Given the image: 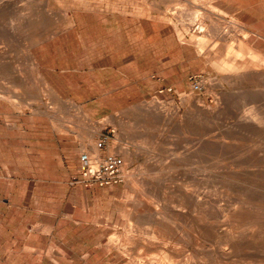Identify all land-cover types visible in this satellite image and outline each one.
Segmentation results:
<instances>
[{
    "label": "rangeland",
    "instance_id": "obj_1",
    "mask_svg": "<svg viewBox=\"0 0 264 264\" xmlns=\"http://www.w3.org/2000/svg\"><path fill=\"white\" fill-rule=\"evenodd\" d=\"M91 1L97 4L83 7L78 0H0V48L6 49V55L15 66L12 69L18 70L16 77L0 71V89H9L15 96L14 100H0V264H28L29 255L35 252L41 258L46 257L42 264H134L136 260L137 264H148V260L150 264H154L150 261L160 264L165 260L161 264H214L217 260L216 264H242L245 259L243 264H263L264 209L258 208L264 207V81L258 78L229 81L212 63L198 55L196 46L181 44L171 24L144 17L145 13L158 16L157 8L166 11L177 1L187 3L186 13L190 16L193 11L190 9L199 7L203 0H195V5L192 0ZM211 1L223 11V15L215 16L224 27L228 43L237 48L245 34L251 46L264 52V0ZM70 18L75 20L73 24H68ZM230 19L237 22L235 27H229ZM230 31L233 32L230 34ZM207 38L208 46L216 44L209 36ZM29 50L33 58L27 56ZM194 78L201 82V90L193 89ZM4 79L10 80L8 84L12 85L8 87ZM36 94L39 99L34 97ZM241 96L244 103L238 100ZM150 105L162 108L166 119L159 120L157 108H149ZM212 109L216 110L215 114ZM251 113L256 117L257 132L237 133L234 127ZM103 134L109 135V140L99 147V157H120L123 180L93 187L75 182L80 172L81 152L91 154V139L98 144ZM207 139L221 142L217 148L205 150L203 145ZM201 148V154H206L203 160L190 155ZM252 151H257L260 158H252ZM215 158L221 159L223 164L234 163L236 170L247 175L236 176L237 185L229 188L226 169L219 170L215 180L210 175L212 172L207 166L216 162ZM151 164L156 167L154 170ZM198 178L202 180L199 191L221 197L219 200L224 207L230 199L238 208L244 199L254 203L250 211L256 210L252 215L259 224L247 225L250 227H247L248 233L243 230L246 225L237 221L236 230H231L242 242L244 237L256 233L251 238H257L256 241L263 245L260 253L241 250L233 258L224 255H221L222 261L217 258L222 250H228L225 244L230 224L225 215L205 214L201 207L189 201L187 195L199 185ZM254 192L258 198L254 197ZM139 204L143 207L137 208ZM142 209L148 213L143 215ZM253 213H258L259 217ZM156 214L162 217L157 216L155 220ZM147 215L150 219L144 220ZM159 234L163 236L160 239ZM110 240L117 242L116 245L111 247ZM128 241L131 247H127ZM154 243L165 249L157 250L159 247ZM141 245L145 248H140ZM151 245L153 248L149 247ZM210 245L214 248L209 249ZM136 247L141 249L139 253L135 252ZM166 255H169L168 260ZM210 255L217 260H211ZM247 257L259 258L254 262ZM157 258L162 261L158 262ZM233 259L237 262L232 263Z\"/></svg>",
    "mask_w": 264,
    "mask_h": 264
},
{
    "label": "bare ground",
    "instance_id": "obj_2",
    "mask_svg": "<svg viewBox=\"0 0 264 264\" xmlns=\"http://www.w3.org/2000/svg\"><path fill=\"white\" fill-rule=\"evenodd\" d=\"M58 1V0H57ZM120 1V0H119ZM140 1H142V0H140ZM153 1V0H152ZM191 1V0H190ZM195 0H192V3L194 2ZM105 3L104 2V0H100V3ZM116 2V1H115ZM123 2V1H122ZM137 2H139V0H137ZM145 2V1H144ZM78 3L80 4V5H82L83 7L85 6H89V5H92L93 3H95V4H97V2H93V1H91V0H78ZM120 3V2H119ZM128 3V2H127ZM129 3H131V2H129ZM133 3V2H132ZM141 3H143V1L141 2ZM121 4H124V3H121ZM156 4V3H155ZM158 4V3H157ZM157 4H156V6H157ZM187 4V3H186ZM186 4L185 3H183V1H177L176 2V5L175 6H168V9L166 10V11H164L163 9H162V11H160L155 5H153V6H155V8H157V10H156V12L158 13V16H155V15H153V14H147V13H145L144 15V17H146L147 19H150V20H152V21H156V20H159V21H166V22H168L169 24H171V26H172V28H173V30H174V34H175V36H176V38H177V40L181 43V44H183V45H188V46H196V50L198 51V55L199 56H203L205 59H206V61L208 62V63H212L215 67H216V69L218 70V71H220L223 75H224V77L226 78V79H229V81H236V80H239V81H243V80H245V79H249V78H258V79H260V80H262V81H264V52L263 51H261V50H258L257 48H255V47H253V46H251L248 42H247V40H246V35L244 34V35H242L243 37H242V39L240 40V43H239V45H238V47L237 48H235V46L232 44V43H228V39L226 38V36H225V32L223 31L224 30V27H222L223 25H221V23H219V22H217L216 21V14H218V15H223V11H221L220 9H219V7H217V6H215L213 3H212V1L211 0H203V2H202V4L201 5H199V7H196V8H191L190 9V6H188L189 7V9L190 10H193L192 12L190 11V16H188L187 15V13H186ZM194 4V3H193ZM196 4H197V2H196ZM198 4H200V3H198ZM47 5H48V2H47ZM133 5H135V4H133ZM151 3H150V7H151ZM195 5V4H194ZM142 6V5H141ZM4 7V6H3ZM7 7V6H6ZM39 7V6H38ZM45 7H46V5H45ZM102 7V6H101ZM192 7H193V5H192ZM2 8V7H1ZM129 8H132V7H130L129 6ZM142 8V7H141ZM152 8V10H154ZM5 9V8H4ZM203 9V10H202ZM37 10H39V9H37ZM36 10V11H37ZM3 11V10H2ZM1 11V12H2ZM141 11V10H140ZM22 12V11H21ZM189 12V11H188ZM5 13V12H4ZM3 13V14H4ZM39 13V12H38ZM48 14V13H47ZM23 16V15H22ZM226 16V15H225ZM45 17V16H44ZM49 17H51V16H49ZM44 19V18H43ZM221 20V19H220ZM231 21H230V23H229V27H235V25L237 24V22L235 21V19H230ZM40 21V20H39ZM44 21V20H43ZM51 21V20H50ZM49 21V22H50ZM53 22V21H52ZM75 22V20L74 19H69V21H68V24H73ZM222 23H224V22H222ZM46 24V23H45ZM244 24V23H243ZM43 25V24H42ZM39 26H40V24H39ZM224 26H226L225 24H224ZM241 26V25H240ZM14 27V26H13ZM41 27V26H40ZM42 28V27H41ZM53 28H55V27H53ZM13 29V28H12ZM37 29H38V27H37ZM226 29V28H225ZM234 29V28H233ZM237 29V28H236ZM46 30V29H45ZM50 30H51V28H50ZM235 30V29H234ZM233 30V31H234ZM240 30H241V27H240ZM47 31V30H46ZM233 31H230V34H231V32H233ZM238 31H239V29H238ZM242 32H243V30H242ZM245 33V32H244ZM44 34V33H43ZM238 35H240V34H238ZM210 37L211 39H213L215 42H216V44H214V45H212L211 47L210 46H208L207 45V42H206V40L208 39V41H209V38H207V37ZM232 36V35H231ZM234 36H236V35H234ZM241 36V35H240ZM239 36V37H240ZM37 38V37H36ZM232 38V37H231ZM210 39V40H211ZM238 39V38H237ZM9 40V39H8ZM11 40V39H10ZM37 41V40H36ZM232 41V40H231ZM234 41V40H233ZM236 41V40H235ZM237 41H239V39L237 40ZM8 42V41H7ZM9 42H11V41H9ZM8 42V43H9ZM213 42V41H212ZM12 43V42H11ZM10 43V44H11ZM236 44H237V42H236ZM8 45V44H7ZM6 45V46H7ZM12 45V44H11ZM193 46V47H194ZM237 46V45H236ZM9 47H10V45H9ZM9 47H7V48H9ZM13 47V46H12ZM12 47H11V49H12ZM10 50V49H9ZM211 51V52H210ZM211 53H213L214 55L213 56H211ZM26 54V53H25ZM9 55V54H8ZM27 56L29 57V58H33V55H32V52L29 50L28 51V53H27ZM13 60H14V58H12ZM11 59V60H12ZM35 59V58H34ZM204 59V60H205ZM12 62H14V61H12ZM34 63V62H33ZM207 63V64H208ZM35 64V63H34ZM12 63H11V61H10V59H9V57L6 55V49L4 48V49H2V48H0V71H5V72H7V73H9L10 75H11V77L13 76V77H16L17 75H16V71L18 72V70H15V69H12ZM33 66V65H32ZM13 67H15V66H13ZM37 69V68H36ZM21 72V71H20ZM19 72V73H20ZM18 73V74H19ZM22 74V73H21ZM3 75V74H2ZM6 76V75H5ZM8 76V75H7ZM19 76V75H18ZM2 77V76H1ZM23 77V76H22ZM8 78H10V76L8 77ZM11 79V78H10ZM13 79V78H12ZM21 79V78H20ZM26 79V78H25ZM18 80V79H17ZM16 80V81H17ZM220 80H221V78H220ZM223 80V79H222ZM10 80H8V82H9ZM12 81V80H11ZM3 82H6L5 81V79H4V81ZM8 82H6V84H7V86L9 85L8 84ZM21 81L20 80H18V83H20ZM22 82H25V81H22ZM36 82V81H35ZM225 82V81H224ZM5 84V83H4ZM22 84H24V83H22ZM37 84V83H36ZM12 84H10L9 86H11ZM30 85V84H29ZM38 85V84H37ZM242 84L240 83V86H241ZM5 86V85H4ZM6 86V87H7ZM8 86V87H9ZM14 86V85H13ZM27 86V85H26ZM39 86V85H38ZM47 86V85H46ZM229 86H231V84L229 85ZM34 87V86H33ZM37 87V86H36ZM249 87V86H248ZM12 89H13V87H11ZM14 88H15V86H14ZM18 88V87H17ZM16 88V89H17ZM238 88V87H237ZM6 89V88H5ZM35 89V88H34ZM39 89V88H38ZM49 89H51V88H49ZM244 89H246V88H244ZM263 89V88H262ZM261 89V90H262ZM9 89H7V91H5V90H1L0 89V100H14L15 98V96L13 97V95L8 91ZM18 90H20L19 88H18ZM17 90V91H18ZM33 90V89H32ZM40 90L41 89H39L38 91L40 92ZM240 90H241V88H240ZM12 91V90H11ZM16 91V92H17ZM23 91V90H22ZM22 91H19V92H22ZM238 91V90H237ZM253 91V90H252ZM13 93H14V91H12ZM48 92H50V90H48ZM246 92H247V90H246ZM224 93V92H223ZM229 93V92H228ZM242 93V92H241ZM16 94V93H15ZM22 94H24V91H23V93ZM27 94H29V93H27ZM19 96H20V93L18 94ZM223 95H225V94H223ZM227 95V94H226ZM216 96V95H215ZM229 96V95H228ZM232 96V95H231ZM250 96V95H249ZM253 97L255 96V95H252ZM34 97H36L37 99H39V95L38 94H36ZM56 97V96H55ZM220 97V96H219ZM244 97H245V95L243 96V99H244ZM252 97V98H253ZM21 98V97H20ZM27 98H29V97H27ZM26 98V99H27ZM35 98V99H36ZM240 98H242V96L241 97H239L238 98V100H239V102L241 101L240 100ZM252 98H250L249 97V99H252ZM30 99V98H29ZM36 99V100H37ZM54 99V98H53ZM225 99V98H224ZM226 99H228V98H226ZM246 99H248V98H246ZM253 99H255V101H257L256 100V98L254 97ZM17 100V99H16ZM19 100H21V99H19ZM56 100V99H55ZM196 100V99H195ZM247 101H249V102H247V103H250L251 101L250 100H247ZM14 102V101H13ZM241 102H243V101H241ZM244 103V102H243ZM242 103V104H243ZM246 103V102H245ZM253 103V102H252ZM259 103V102H258ZM251 104V103H250ZM261 104V103H260ZM162 105V104H161ZM200 105V104H199ZM239 105H240V103H239ZM246 105V104H245ZM249 105V104H248ZM254 105V104H253ZM160 106V105H159ZM247 106V105H246ZM251 106V105H250ZM79 108H80V110H81V107L80 106H78ZM163 107H164V105H163ZM177 107V106H176ZM220 107V106H219ZM149 108H157L156 110H157V114H158V119L159 118H161V119H163V118H165L166 119V115L163 113V110H161L162 108H160V107H158V106H156V105H150V107ZM166 108V107H165ZM195 108V107H194ZM218 108V107H217ZM159 109V110H158ZM178 109V108H177ZM215 109V108H214ZM214 109H212L213 110V114H215V112L214 111H216V110H214ZM249 109H251V108H249ZM146 110V109H145ZM155 110V109H154ZM153 110V111H154ZM205 110V109H204ZM77 111V110H76ZM172 111V110H171ZM195 111H196V109H195ZM194 111V112H195ZM258 111V110H257ZM78 112V111H77ZM83 112V111H82ZM200 112V111H199ZM253 112H254V110H253ZM84 113V112H83ZM86 113V112H85ZM169 113V112H168ZM173 113V112H172ZM202 113V112H201ZM263 113V112H262ZM144 114V113H143ZM147 114V113H146ZM174 114V113H173ZM172 114V115H173ZM212 114V115H213ZM177 115V114H176ZM175 115V116H176ZM169 116V115H168ZM167 116V117H168ZM170 116H171V114H170ZM174 116V115H173ZM209 116H211V115H209ZM222 116V115H221ZM259 116V115H258ZM257 116V117H258ZM7 117V116H6ZM11 117V116H10ZM88 117V116H87ZM150 116H148V118H149ZM195 117H196V115H195ZM198 117H199V115H198ZM197 117V118H198ZM213 117V116H212ZM214 117H216V116H214ZM219 116H217V118H218ZM262 117V116H261ZM5 118V117H4ZM204 118V117H203ZM145 119V118H144ZM154 119V118H153ZM157 119V120H158ZM161 119H159V120H161ZM170 119H172V118H170ZM200 119H202V118H200ZM151 120V119H150ZM205 120V119H204ZM14 121V120H13ZM146 121H149L148 119L146 120ZM208 121V120H207ZM259 121V120H258ZM213 122H214V120H213ZM238 122V121H237ZM122 123V122H121ZM199 123H201V122H199ZM204 123V122H203ZM14 124V123H13ZM101 124H103L102 122H101ZM210 124H211V122H210ZM230 125V124H229ZM256 125H257V122H256V117L254 116V115H252V113H251V115L249 116V117H247V118H245L244 120H242V121H240L235 127H234V130L237 132V133H239V134H242V135H245V134H249V133H255V132H257V127H256ZM262 125H264V124H262ZM12 126H16V125H12ZM261 126V125H260ZM230 127V126H229ZM71 129V128H70ZM73 129V128H72ZM125 129V128H124ZM127 129V128H126ZM227 129V128H226ZM228 129H230V128H228ZM258 130H259V128H258ZM228 130H226V132H227ZM92 132V131H91ZM94 133H96L95 131H93ZM225 132V133H226ZM262 132V131H261ZM230 133V132H229ZM228 134V133H227ZM92 135V134H91ZM95 135V134H94ZM135 135V134H134ZM217 135V134H216ZM224 136V135H223ZM219 137V136H218ZM225 138L226 137H228V136H224ZM89 138H92V136L91 137H89ZM242 139V138H241ZM229 140H231V139H228V141ZM235 140V139H234ZM220 142L221 141H219V139H207L206 140V145L204 146L203 145V147H206L205 148V150H207V149H214V148H217L218 147V145L220 144ZM90 143L92 144V151H91V154L93 155L92 157L93 158H98L99 156H100V150H99V146H98V144H97V142H95V140H94V138H92L91 139V141H90ZM204 143V144H205ZM225 143V142H224ZM231 143V142H230ZM236 144V143H235ZM234 144V145H235ZM231 145H233V144H231ZM220 146H222V144L220 145ZM220 148V147H219ZM226 148V147H225ZM84 149H86V148H84ZM113 149V148H112ZM138 149V148H137ZM221 149V148H220ZM238 149H239V147H238ZM248 149V148H247ZM246 149V150H247ZM250 149V148H249ZM203 149L201 148V149H196V150H194V151H192V152H190V155L191 156H194V157H197V159H200L201 160V158H202V160H203V157L202 156H204V157H206V154L205 153H202L201 154V151H202ZM231 150V149H230ZM240 150V149H239ZM242 150V149H241ZM264 150V149H263ZM129 151V150H128ZM216 151V150H215ZM218 152H219V150H217ZM227 151V150H226ZM236 151H237V149H236ZM235 151V152H236ZM248 151V150H247ZM211 152V151H210ZM250 150H249V154H250ZM237 153V152H236ZM261 153V152H260ZM135 154V153H134ZM238 154V153H237ZM217 155H218V153H217ZM216 155V156H217ZM135 156V155H134ZM210 156V155H209ZM213 156V155H212ZM252 158L253 157H256V158H260V156H259V153L256 151H252V153H251V155H250ZM208 157V156H207ZM221 157V156H220ZM232 157V156H231ZM250 157V158H251ZM103 158V157H102ZM209 158V157H208ZM212 158V157H211ZM218 158V157H217ZM217 158H215V159H217ZM221 158H223V157H221ZM251 158V159H252ZM206 159V158H205ZM214 159V160H215ZM126 160H127V158H126ZM147 160H148V158H147ZM209 160V159H208ZM207 160V161H208ZM212 160V159H211ZM221 160V159H220ZM219 159H217L216 160V162H214L213 164H211V165H208L207 167H209V169L211 170V174L210 175H213V177L215 176V177H217L216 175H217V172L220 170V172H221V169H226V173H227V177L228 178H226L227 179V183H228V185L230 186L229 188H233V187H235V185H237V183L238 182H236L237 180L235 179V177L236 176H241V175H243V176H246L247 175V173L246 172H244V171H239V170H236L235 168H234V166L235 165H233L234 163H229V164H223V162L222 161H220ZM250 160V159H249ZM253 160V159H252ZM260 160V159H259ZM261 160H262V158H261ZM243 163V162H242ZM256 163V162H255ZM209 164V163H208ZM154 164H151V168L153 169L154 168V166H153ZM256 165V164H255ZM146 166H149L148 164L146 165ZM260 166H262V165H260ZM236 167V166H235ZM146 168V167H145ZM156 168V167H155ZM154 168V169H155ZM158 168L159 167H157V170H158ZM256 168V167H255ZM153 169V170H154ZM160 169V168H159ZM242 169H244V168H242ZM143 171H145V170H143ZM153 172V171H152ZM264 172V171H263ZM141 173H142V171H141ZM145 172H143V174H144ZM219 173V172H218ZM258 173V172H257ZM159 174V173H158ZM205 175V174H204ZM262 175V174H261ZM131 176V175H130ZM202 176H203V174H202ZM224 176V175H223ZM222 176V177H223ZM239 176V177H240ZM252 176V175H251ZM214 177V180L216 179ZM155 178V177H154ZM209 178V177H208ZM219 178V177H218ZM221 178V177H220ZM225 178V177H224ZM238 178V177H237ZM264 178V177H263ZM203 179H205V178H203ZM210 179V178H209ZM239 179V178H238ZM133 181L134 180H136V179H132ZM219 180V179H218ZM253 180V179H252ZM131 181V180H130ZM132 181V182H133ZM202 180H200L199 178H198V186L194 189V190H192V191H190L189 193H188V199H189V201L191 202V203H193L194 205H196V206H198V207H201L206 213L205 214H208V213H211V212H214V213H216L217 215H221V214H223V215H225L226 216V218L229 220V224H230V231H228L229 232V235H228V243L227 244H225L226 246H228V250L227 251H225V250H222L220 247H221V245H220V247H219V244H218V247L223 251H219L221 254H220V257H219V255L217 254V258H221V255H224L223 257H225V256H227V258H233L234 257V255H236V253L237 252H241V250H244L245 251V253H246V250H247V252L249 251V250H251L252 249V251L254 250V252H259L260 253V251H262V248H263V245L260 243V241H256L257 240V238H256V240L254 239V240H252L253 238H251V237H255V235H256V233L254 234V236L252 235L253 233L252 232H254L255 230H253L252 232H251V237L249 236H247V237H244V239H245V241H239L237 238H236V233H233L232 232V230L231 229H235L234 228V226H235V223L237 222V221H240V223L241 224H244L243 226L245 227V225H246V229H243V230H246L248 233H249V231L247 230V225H250L251 227H254V225H257V224H259L258 223V221H256L257 220V218L256 217H254L253 215H252V212H256V210L255 211H250L254 206H253V204L252 203H249L247 200H245L244 199V201H243V199H242V201H243V204H242V206H239V208L237 207V206H235L233 203H231V199H230V203L228 204V205H226L225 207L222 205V203H220L221 201V197L220 198H218V197H215L214 195H211V194H213V193H211L210 195H207L205 192H203V190L202 191H199V188H200V182H201ZM226 181V180H225ZM225 181H224V183H225ZM136 182V181H135ZM141 182L143 183V181L141 180ZM194 182V181H193ZM209 181L207 180V182L206 183H208ZM248 182V181H247ZM247 182H245L246 184L245 185H247ZM260 182H261V180H260ZM130 183V182H129ZM137 183H138V181H137ZM137 183H136V185H137ZM189 183H190V181H189ZM203 183H205V182H203ZM227 183H225V184H227ZM251 183H252V181H251ZM132 184V183H131ZM135 184V183H134ZM191 184V183H190ZM221 184V183H220ZM223 184V183H222ZM240 184V183H239ZM238 184V185H239ZM249 184V183H248ZM257 184V183H256ZM194 185H196V184H194ZM250 185V184H249ZM132 186V185H131ZM218 185H216V187H217ZM221 186V185H220ZM241 186V185H240ZM239 186V187H240ZM258 186V185H257ZM264 186V185H263ZM130 187V186H129ZM134 187V186H133ZM209 187H211L212 188V184H211V186H209ZM244 187V186H243ZM251 187V186H250ZM250 187H249V189H250ZM258 187H261V186H258ZM136 188V187H135ZM135 188H134V190H135ZM140 187H138V189H139ZM208 188V187H207ZM214 188V187H213ZM219 188V187H218ZM221 188V187H220ZM236 188H237V186H236ZM241 188V187H240ZM239 188V190L241 191V189L243 190V188H241L240 189ZM146 189V188H145ZM156 189V188H155ZM155 189H154V191H155ZM182 189V188H181ZM223 189V188H222ZM222 189H220V190H222ZM246 189V188H245ZM262 190H263V187L261 188ZM130 190V189H129ZM129 190H128V192H129ZM140 190V189H139ZM227 190V189H226ZM247 190H248V188H247ZM136 191V190H135ZM141 191V190H140ZM154 191H153V193H154ZM185 191V190H184ZM183 192V191H182ZM181 192V193H182ZM221 192V191H220ZM229 192V191H228ZM237 192V191H236ZM239 192V191H238ZM237 192V193H238ZM243 193H244V190L242 191ZM246 192V191H245ZM252 192V191H251ZM132 193V192H131ZM145 193V192H144ZM143 193V194H144ZM149 193H150V191H149ZM152 193V194H153ZM236 193V194H237ZM249 193V192H248ZM257 193V192H256ZM255 192L254 193H252V194H256ZM143 194H142V196H143ZM147 194V193H146ZM155 194V193H154ZM153 194V195H154ZM216 194V193H215ZM231 194V193H230ZM245 194V193H244ZM259 194V193H258ZM264 194V193H263ZM141 195V194H140ZM145 195V194H144ZM156 195V194H155ZM181 195V194H180ZM179 195V196H180ZM246 195V194H245ZM248 195H250V194H248ZM142 196H141V199H142ZM148 196H151V195H148ZM160 196V195H159ZM179 196H177V198L178 199H180L179 198ZM186 196V197H187ZM214 196V197H213ZM251 197H253L252 195H250ZM250 196H248L249 197V199H250ZM257 195H255L254 197H256ZM264 196V195H263ZM139 197V196H138ZM144 197V196H143ZM152 197V196H151ZM174 197V196H173ZM236 197V196H235ZM145 198V197H144ZM241 198V197H240ZM256 198H258V196L256 197ZM264 198V197H263ZM140 199V200H141ZM153 199V198H152ZM152 199H150V200H152ZM181 199H183V197L181 198ZM180 199V200H181ZM220 199V200H219ZM255 199V198H254ZM253 199V200H254ZM130 200V199H129ZM144 200V199H143ZM146 200V199H145ZM174 200V199H173ZM172 200V201H173ZM179 200V201H180ZM184 200V199H183ZM182 200V201H183ZM252 200V199H251ZM262 200V199H261ZM135 201V200H134ZM147 202H148V199L146 200ZM169 201H170V199H169ZM168 201V202H169ZM182 201H180V202H182ZM136 202V201H135ZM139 202H141V201H139ZM146 202V203H147ZM156 202V201H155ZM159 202V201H158ZM167 202V203H168ZM264 202V201H263ZM262 202V203H263ZM143 203V202H142ZM151 203H153V202H151ZM173 203V202H172ZM148 204V203H147ZM149 204H150V202H149ZM156 204H157V202H156ZM159 204H160V202L158 203V207H159ZM183 204H185V203H183ZM239 204V203H238ZM255 204H256V202H255ZM264 204V203H263ZM133 205V204H132ZM134 205H136V203L134 204ZM150 205H152V204H150ZM173 205H174V203H173ZM176 205V204H175ZM225 205V204H224ZM259 205H260V203H259ZM139 207H143L142 206V204H139V206L137 205V208H139ZM152 207H153V205H152ZM154 207H156L155 205H154ZM134 207L132 206V208L131 209H133ZM157 208V207H156ZM156 208H155V210H156ZM160 208V207H159ZM177 208V207H176ZM184 208V207H183ZM147 209H150L149 207H147ZM257 209V208H256ZM258 209H264V207L262 208V207H259ZM135 210V208L133 209V211ZM151 210H152V208H151ZM151 210H149V211H151ZM177 210V209H176ZM180 210V209H179ZM139 211H141V210H139ZM142 211H144L143 212V215H144V213H148V212H145V210H143L142 209ZM178 211V210H177ZM194 211V210H193ZM210 211V212H209ZM259 211V210H258ZM263 211V210H262ZM262 211H261V213H262ZM135 212V211H134ZM153 212L154 211H152V214H153ZM158 212H159V209H158ZM201 212V211H200ZM203 212V211H202ZM202 212H201V215H202ZM136 213V212H135ZM142 213V212H141ZM154 213H156V211L154 212ZM161 213V212H160ZM159 213V214H160ZM180 213V212H179ZM195 213V212H194ZM138 214V213H137ZM178 214V213H177ZM253 214H255V213H253ZM262 214H264V212L262 213ZM262 214H259V215H262ZM140 215V214H139ZM138 215V216H139ZM142 215V216H143ZM148 215H150V214H148ZM148 215H147V217H146V219H144V220H148V219H150V218H148ZM258 215V213H256L255 214V216H257ZM153 216V215H152ZM158 216V214H156V216H154V219H155V217H157ZM193 216V215H192ZM140 217V216H139ZM138 217V220L140 219H142L141 217L139 218ZM151 217V216H150ZM158 217H162V216H158ZM157 217V218H158ZM167 217V216H166ZM174 217V216H173ZM194 217V216H193ZM203 218H205V219H207V217H206V215H203L202 216ZM224 217V216H223ZM257 217H259V216H257ZM261 217V216H260ZM130 218V217H129ZM148 218V219H147ZM153 218V217H152ZM151 218V219H152ZM180 218V217H179ZM203 218H200V216H199V219H203ZM135 219H137V218H135ZM154 219H152L153 220V222L156 224V222L154 221ZM160 219V218H159ZM162 219V218H161ZM221 219V218H220ZM219 219V220H220ZM263 220H264V218H262ZM156 220V219H155ZM173 220H175V219H173ZM218 220V221H219ZM225 220V219H224ZM164 221V220H163ZM214 221V220H213ZM223 221V220H222ZM227 221V220H226ZM147 222V221H146ZM152 222V223H153ZM158 222V221H157ZM159 222H160V220H159ZM158 222V223H159ZM162 222V221H161ZM166 221H164V223H165ZM170 222H171V220H170ZM175 222V221H174ZM207 222H209V221H207ZM216 222V221H215ZM220 222V221H219ZM263 222V221H262ZM144 223V222H143ZM154 223H153V225H154ZM177 223V222H176ZM210 223H212V221H210ZM214 223V222H213ZM228 223V222H227ZM148 224V223H147ZM152 225V224H151ZM161 225V224H160ZM165 225H167V224H165ZM177 225H179L178 223H177ZM220 225V224H219ZM238 225V224H237ZM156 226V225H155ZM169 227H170V225H168ZM222 226H223V224H222ZM241 226V225H240ZM240 226H238L239 228H240ZM167 227V226H166ZM189 227V226H188ZM224 227H225V225H224ZM237 227V226H236ZM244 227H242V228H244ZM171 228V227H170ZM176 228V227H175ZM184 228V227H183ZM239 228H237V229H239ZM248 228H250V227H248ZM256 228V227H255ZM133 229V228H132ZM151 229V228H150ZM158 229H160V228H158ZM166 229H168V228H166ZM172 229V228H171ZM170 229V230H171ZM177 229V228H176ZM223 229H225V228H223ZM148 230V229H147ZM155 230V229H154ZM193 229L191 228V230L189 229V231L191 232ZM212 230H214V229H212ZM219 230V229H218ZM236 230V229H235ZM234 230V231H235ZM241 230V229H240ZM243 230H241V231H243ZM187 231H188V229H187ZM259 230H257V232H258ZM142 232H144V231H142ZM156 232H157V230H156ZM156 232H155V234H156ZM161 232V231H160ZM167 232V231H166ZM171 233H172V231H170ZM227 232V233H228ZM232 232V233H231ZM260 232V231H259ZM258 232V233H259ZM263 232V231H262ZM127 233H128V231H127ZM147 233H149V232H147ZM151 234H152V232H150ZM154 233V232H153ZM169 233V232H168ZM170 233V234H171ZM219 233V232H218ZM129 234V233H128ZM145 234V233H144ZM154 234V235H155ZM158 234V233H157ZM193 234V233H192ZM196 234V233H195ZM238 234V233H237ZM119 235V234H118ZM146 235H148V234H146ZM160 235V234H159ZM163 235H164V233H163ZM176 235V234H175ZM174 235V236H175ZM179 235V234H178ZM220 235V234H219ZM247 235V234H246ZM120 236V235H119ZM129 237H130V235H128ZM128 236H126V237H128ZM162 235H160V236H157L158 237V239H160L159 237H161ZM169 237L170 235L169 234H167L166 235V237ZM197 236V235H196ZM125 237V238H126ZM154 237V236H153ZM163 237V236H162ZM179 237V236H178ZM261 237H263V236H261ZM124 238V237H123ZM122 238V239H123ZM136 238V237H135ZM138 239H140L139 237H137ZM146 238H148V237H146ZM170 238V237H169ZM210 238V237H209ZM114 239V238H113ZM121 239V238H120ZM121 239V240H122ZM164 239V240H163ZM162 240L163 241H165V237L163 238ZM180 239V238H179ZM197 239V238H196ZM213 239V238H212ZM211 239V240H212ZM220 239V238H219ZM240 239V238H239ZM112 240V239H111ZM109 241V243L108 244H110V246L111 247H113V246H115L116 245V243H112V241H114V240H112V241ZM129 240H131V239H129ZM152 240V239H151ZM153 240H155V239H153ZM161 240V241H162ZM172 240V239H171ZM116 241V240H115ZM143 241V240H142ZM253 241H255V242H253ZM111 242V243H110ZM129 242V241H128ZM134 242V241H133ZM141 242V241H140ZM197 242V241H196ZM217 242H219L218 241V239H217ZM225 242V241H224ZM123 243V242H122ZM143 243V242H142ZM163 243V242H162ZM178 243V242H177ZM180 243V242H179ZM189 243V242H188ZM209 243V242H208ZM221 243H223V241L221 242L220 241V244ZM113 244H115V245H113ZM121 244V243H120ZM132 244V243H131ZM134 244V243H133ZM149 245H150V243H148ZM165 244V243H164ZM261 244V245H260ZM118 245V244H117ZM122 245V244H121ZM121 245H119V246H121ZM126 245H128L127 247H131V245H130V242L128 243V244H126ZM130 245V246H129ZM135 245V244H134ZM146 245H147V243H146ZM152 245H153V243H152ZM149 246V247H152L153 248V246ZM154 245H155V243H154ZM159 245V244H158ZM158 245H155V246H158ZM166 245H167V243H166ZM187 245V244H186ZM185 245V246H186ZM207 245V244H206ZM214 245H215V243H214ZM213 245V246H214ZM217 245V244H216ZM215 245V246H216ZM224 245V244H223ZM123 246H125V245H123ZM122 246V247H123ZM203 247H204V244L202 245ZM208 246V245H207ZM109 247V246H108ZM135 247V246H134ZM141 247H144V246H140V248ZM148 246H146V248H147ZM149 247H148V249H149ZM159 248L157 249V247L156 248H154V250L155 249H157V250H159L160 249V247H162V246H158ZM197 247V246H196ZM199 247V246H198ZM222 247H224V246H222ZM245 247V248H244ZM120 248V247H119ZM125 248V250L127 251V248L126 247H124ZM133 248V247H132ZM132 248H130V250H133ZM137 249H136V253H139L138 252V250H139V248L138 247H136ZM145 248V247H144ZM164 247H162V249H163ZM166 248H168L167 246H166ZM171 248V247H170ZM209 248V247H208ZM211 248H214V247H211V245H210V248L209 249H211ZM216 248V247H215ZM226 248V247H225ZM110 250H112V248H109ZM118 249V248H117ZM129 249V248H128ZM135 249V248H134ZM165 249V248H164ZM179 249L180 248H178L177 250H178V252L177 253H179ZM198 249V248H197ZM141 250V249H140ZM139 250V251H140ZM168 250H171V249H168ZM176 249H175V251L174 252H176L177 251ZM183 250V249H182ZM122 251V250H121ZM149 251H151V250H149ZM173 251V250H172ZM186 251V250H185ZM198 251H200L199 249H198ZM212 251V250H211ZM210 251V253L209 254H212V252ZM244 251H242V252H244ZM49 252V251H48ZM123 252V251H122ZM128 252H132V251H129L128 250ZM127 252V253H128ZM146 252V251H145ZM148 252V251H147ZM160 252H161V250H160ZM164 252V251H163ZM162 252V253H163ZM171 252V251H170ZM182 252V251H181ZM180 252V254H182ZM184 252V251H183ZM216 253H218L217 251H215ZM124 254L126 253L125 251L123 252ZM135 253V254H136ZM142 253V252H141ZM141 253H140V256H141ZM187 254L189 253V252H186ZM186 253L184 254V255H186ZM191 253V252H190ZM197 253H200V252H197ZM249 253V252H248ZM135 254H134V256H135ZM164 254V253H163ZM167 254V253H166ZM175 254V253H174ZM213 254H215L214 252H213ZM264 254V253H263ZM128 256L130 255V253H128L127 254ZM132 255V254H131ZM142 255H143V253H142ZM149 255V254H148ZM151 255V254H150ZM191 255H192V253H191ZM240 255V254H239ZM126 256V255H125ZM137 256V255H136ZM140 256H139V261H140ZM144 256V255H143ZM155 256V255H154ZM173 256H175V255H173ZM187 256V255H186ZM189 256V255H188ZM187 256V257H188ZM200 256V255H199ZM198 256V257H199ZM213 256L214 255H210L209 257H211V260H212V258H213ZM260 256V255H259ZM261 256H262V253H261ZM260 256V258H262ZM130 257V256H129ZM132 257V256H131ZM148 257H150V256H148ZM166 257H169V255H166L165 256V259H167ZM171 257V256H170ZM181 257H184V256H181ZM201 257V256H200ZM222 257V258H223ZM257 257V256H256ZM255 257V258H256ZM152 258V257H151ZM153 258H155V257H153ZM160 258V257H159ZM159 258H157V259H159ZM162 258V257H161ZM176 258V257H175ZM184 258H186V257H184ZM189 258V257H188ZM190 258H192V257H190ZM217 258L215 259V258H213L215 261L217 260ZM248 258V257H247ZM259 258V257H258ZM258 258H256L255 260H253V259H251V260H253L254 262L258 259ZM264 258V257H263ZM132 259H133V257H132ZM141 259H144L142 256H141ZM156 259V258H155ZM170 259H172V257L170 258ZM229 259H228V261H229ZM234 259H236L237 260V258L235 257ZM233 259V260H234ZM249 259V258H248ZM249 259V260H250ZM134 260V259H133ZM154 260V259H153ZM163 260H164V258H163ZM168 260V259H167ZM175 260V259H174ZM179 260V259H178ZM190 260V259H189ZM193 260V259H192ZM204 260V259H203ZM214 260L212 261V262H214ZM221 260V259H220ZM240 259H238L237 261H239ZM246 260V259H245ZM244 260V261H245ZM128 261V260H127ZM132 261V260H131ZM160 261H162L161 259H159L158 260V262H160ZM166 261V260H165ZM165 261H162V262H165ZM180 261V260H179ZM219 260H217L216 261V263L218 262ZM222 261V260H221ZM224 261H225V259H224ZM237 261H232V263L233 262H237ZM243 261V262H244ZM252 261V262H253ZM259 261H260V259H259ZM133 262H135L136 264H137V260L136 261H133ZM151 263H153L154 262V264H155V261H150ZM157 262V263H158ZM162 262H160V264L162 263ZM169 262V261H168ZM230 262V261H229ZM242 262V261H241ZM243 262H242V264H243ZM246 262V261H245ZM247 262H248V260H247ZM251 262V263H252ZM253 262V263H254ZM257 262V261H256ZM134 263V264H135ZM167 263V262H166ZM165 263V264H166ZM180 263V262H179ZM195 263V262H194ZM200 263V262H199ZM208 263V262H207ZM216 263H214V264H216ZM220 263V262H219ZM238 263V262H237ZM236 263V264H237ZM249 263V262H248ZM260 263V262H259ZM144 264V263H143ZM148 264H150L149 263V260H148ZM164 264V263H163ZM169 264V263H168ZM172 264V263H171ZM223 264H225V263H223ZM264 264V263H263Z\"/></svg>",
    "mask_w": 264,
    "mask_h": 264
},
{
    "label": "built area",
    "instance_id": "obj_3",
    "mask_svg": "<svg viewBox=\"0 0 264 264\" xmlns=\"http://www.w3.org/2000/svg\"><path fill=\"white\" fill-rule=\"evenodd\" d=\"M193 89H202L201 82L194 78ZM103 138L98 143L102 147L109 140V135H102ZM122 159L115 155H107L103 158H93L88 151L80 154V172L75 182L82 183L87 187L95 185H112L123 180Z\"/></svg>",
    "mask_w": 264,
    "mask_h": 264
},
{
    "label": "crops",
    "instance_id": "obj_4",
    "mask_svg": "<svg viewBox=\"0 0 264 264\" xmlns=\"http://www.w3.org/2000/svg\"><path fill=\"white\" fill-rule=\"evenodd\" d=\"M87 101H90V100H87ZM45 259H46V257L41 258L40 255H38V253L35 252V253H31L29 255V259H28L27 263L28 264H42V263H44Z\"/></svg>",
    "mask_w": 264,
    "mask_h": 264
}]
</instances>
